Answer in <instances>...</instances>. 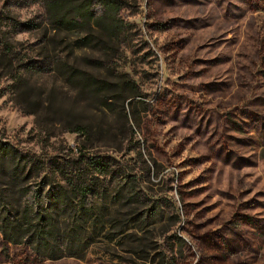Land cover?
I'll use <instances>...</instances> for the list:
<instances>
[{
  "label": "rangeland",
  "instance_id": "1",
  "mask_svg": "<svg viewBox=\"0 0 264 264\" xmlns=\"http://www.w3.org/2000/svg\"><path fill=\"white\" fill-rule=\"evenodd\" d=\"M46 1L0 0L25 22L2 28L0 139L45 160L84 147L130 176L89 198L82 256L41 261L0 234V264H264V0H120L118 39L56 27ZM130 192L153 223L129 222Z\"/></svg>",
  "mask_w": 264,
  "mask_h": 264
},
{
  "label": "trees",
  "instance_id": "2",
  "mask_svg": "<svg viewBox=\"0 0 264 264\" xmlns=\"http://www.w3.org/2000/svg\"><path fill=\"white\" fill-rule=\"evenodd\" d=\"M99 1L103 6L100 13L95 12L90 0H49L45 6L56 27L96 29L103 21L108 36L118 39L124 35V24L118 14L121 1ZM64 8L69 10L62 13ZM24 26L25 22L14 16L0 14V55L9 56L13 52L12 41L7 39L2 28L18 32L23 31ZM89 42L88 38L82 40L84 45ZM76 128L83 131L82 127ZM126 171L114 157L91 154L84 147L75 151L69 148L65 154L45 160L35 152L0 139V234L6 242L26 244L41 261L65 255L82 256L88 247V238L94 233L90 231L80 237L91 218L87 206L89 198L105 194L108 186L117 188L123 178H129ZM124 198L133 213L145 205L136 192ZM72 209L73 220L82 226V230L75 231L79 234L77 241L68 231L61 230L71 216L66 212ZM140 211L129 222L141 218L147 225L153 223L150 209ZM104 228L109 234L111 229ZM105 238L111 240V236ZM79 242L83 244L81 248Z\"/></svg>",
  "mask_w": 264,
  "mask_h": 264
}]
</instances>
